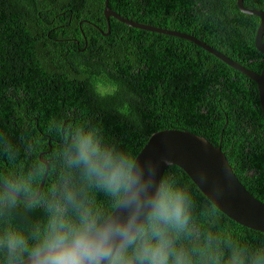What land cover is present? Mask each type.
I'll list each match as a JSON object with an SVG mask.
<instances>
[{"label": "trees", "instance_id": "16d2710c", "mask_svg": "<svg viewBox=\"0 0 264 264\" xmlns=\"http://www.w3.org/2000/svg\"><path fill=\"white\" fill-rule=\"evenodd\" d=\"M264 10V0H244ZM106 0H0V236L22 238L20 261L53 227L103 223L127 190L133 164L151 136L189 130L222 146L240 181L264 202V113L257 83L187 39L146 31L105 16ZM126 18L193 34L250 70L262 72L256 47L261 19L237 0H109ZM102 90V91H101ZM91 134L93 160L114 189L76 162L78 141ZM51 141V144H50ZM42 155V156H41ZM185 196L183 229L166 235L168 264H264V232L238 224L217 208L179 166L164 173L163 193ZM159 197V198H160ZM154 211V210H153ZM153 211L124 256L154 244ZM1 241V238H0ZM14 255L19 259H14Z\"/></svg>", "mask_w": 264, "mask_h": 264}, {"label": "water", "instance_id": "95a60500", "mask_svg": "<svg viewBox=\"0 0 264 264\" xmlns=\"http://www.w3.org/2000/svg\"><path fill=\"white\" fill-rule=\"evenodd\" d=\"M237 4L242 12L256 15L261 19L256 34V47L264 54V10L248 8L244 0H237ZM104 13L109 22V31L104 32L102 29L101 31L106 36L111 31L110 19L115 17L130 27L187 39L215 54L258 84L260 104L264 113V68L262 72L250 70L193 34L126 18L110 7L109 0H106ZM41 160L47 168L35 197H23L1 181L0 185L18 198L28 202L37 200L50 171V161L43 158ZM173 165L182 168L205 196L232 220L245 227L264 232V202L255 197L240 181L222 146H216L206 137L182 129L160 130L151 136L133 164L129 185L123 198L103 223L124 221L130 215H137L141 231L161 195L164 173ZM139 232L134 234L135 238ZM7 264H30V257Z\"/></svg>", "mask_w": 264, "mask_h": 264}, {"label": "clouds", "instance_id": "9594fccd", "mask_svg": "<svg viewBox=\"0 0 264 264\" xmlns=\"http://www.w3.org/2000/svg\"><path fill=\"white\" fill-rule=\"evenodd\" d=\"M78 148L76 162L86 164L102 180H107L114 189H119L117 175L114 174L111 178L105 176L103 170L93 160L100 149L91 134L80 138ZM187 223L185 196L180 192L163 193L153 211V224L157 226L153 238L156 242L152 244L146 241L136 249L135 264H168L169 241L158 226L163 224L179 230ZM139 231L137 215H130L124 221L107 223L85 216L79 226L61 224L59 229L53 227L47 240L28 250L30 264H129L124 253L134 242V234ZM8 247L13 253L26 250L24 240L19 237L9 238ZM13 258L19 259L16 255Z\"/></svg>", "mask_w": 264, "mask_h": 264}, {"label": "flooded vegetation", "instance_id": "af4514ba", "mask_svg": "<svg viewBox=\"0 0 264 264\" xmlns=\"http://www.w3.org/2000/svg\"><path fill=\"white\" fill-rule=\"evenodd\" d=\"M1 241H0V246H5L6 244H8L9 238H10V225H8L4 232L1 234L0 236ZM5 251L8 253V256H10V249L7 246V248L5 249Z\"/></svg>", "mask_w": 264, "mask_h": 264}, {"label": "rangeland", "instance_id": "374dc122", "mask_svg": "<svg viewBox=\"0 0 264 264\" xmlns=\"http://www.w3.org/2000/svg\"><path fill=\"white\" fill-rule=\"evenodd\" d=\"M255 82V81H254ZM257 86H258V84H257Z\"/></svg>", "mask_w": 264, "mask_h": 264}]
</instances>
